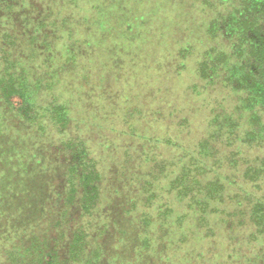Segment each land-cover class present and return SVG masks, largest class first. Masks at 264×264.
<instances>
[{
  "label": "rangeland",
  "instance_id": "1",
  "mask_svg": "<svg viewBox=\"0 0 264 264\" xmlns=\"http://www.w3.org/2000/svg\"><path fill=\"white\" fill-rule=\"evenodd\" d=\"M241 2L0 0V264H264V90L235 74L263 55L229 36ZM81 141L90 214L66 154Z\"/></svg>",
  "mask_w": 264,
  "mask_h": 264
},
{
  "label": "trees",
  "instance_id": "2",
  "mask_svg": "<svg viewBox=\"0 0 264 264\" xmlns=\"http://www.w3.org/2000/svg\"><path fill=\"white\" fill-rule=\"evenodd\" d=\"M263 6L264 0H242L240 14L237 16V22L232 25L231 30L229 29V36H237V40L241 42V47L245 48L244 50L242 49L244 56L247 57L250 54L251 57L249 58L253 60V63L254 60L258 59L257 56H254V53L257 52V54H259V51L262 52L263 62L256 65L257 67L254 65L252 68L249 65H246L245 70H240L238 73H235L237 74L238 82L248 86L250 94H253L255 97H257L255 92L258 90H264L260 85V81L264 83V29L261 25H258L259 18L264 13ZM249 36H251V38H249ZM241 68L242 67L240 66V69ZM258 68L259 71L253 72ZM263 94L264 93H262V95ZM49 116L58 130L64 129L69 121L67 111L66 109L64 110L63 107L53 114L49 112ZM66 149L69 168L72 173L73 182L75 183H73V185L77 186V188L73 187L72 191L74 193L78 191V202L83 214H90L94 209L93 207L99 194V170L94 159L90 156L88 147L82 141L81 143L72 142L67 145ZM207 186L211 195L216 193L217 188H219L218 183H211ZM212 187H214V189ZM201 193L206 195V192ZM211 195L209 194V196ZM252 208L254 222H257V225L264 229V204L258 201L255 202V205ZM84 240L85 237L82 230L76 229L72 232V238L68 243V251L71 255H78L83 248ZM29 251L30 250H27V248L23 249L25 254H28ZM36 258H39V264H50L48 260L44 261V256L41 252ZM34 263H36V260H34Z\"/></svg>",
  "mask_w": 264,
  "mask_h": 264
}]
</instances>
